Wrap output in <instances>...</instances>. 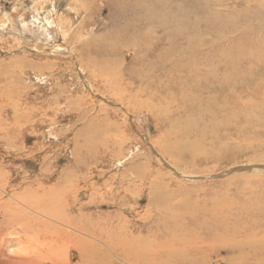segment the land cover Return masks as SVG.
Returning <instances> with one entry per match:
<instances>
[{
	"label": "rangeland",
	"instance_id": "obj_1",
	"mask_svg": "<svg viewBox=\"0 0 264 264\" xmlns=\"http://www.w3.org/2000/svg\"><path fill=\"white\" fill-rule=\"evenodd\" d=\"M214 1L234 6L239 0H0V25L6 24L0 27V193L28 214L16 224L35 214L31 190L94 183L101 201L84 206L91 187L73 205L93 214L95 223L155 224L162 216L168 224H208L226 235L205 264H229L225 258L232 253L222 244L244 241L253 255L243 264L264 262V247L247 246H264V174L216 177L264 163V112H245L224 125L223 113L207 101L212 94L189 92L181 70L198 60L186 49L210 37L207 26L223 21L212 10ZM48 12L57 22L52 32H42L44 24L34 17ZM108 38L102 48L112 52L104 59L95 47L81 49ZM245 95L243 101L252 98L264 109L252 93ZM61 172L68 178L57 179ZM60 195H53L52 209L62 210ZM28 237L25 246L34 244Z\"/></svg>",
	"mask_w": 264,
	"mask_h": 264
},
{
	"label": "bare ground",
	"instance_id": "obj_2",
	"mask_svg": "<svg viewBox=\"0 0 264 264\" xmlns=\"http://www.w3.org/2000/svg\"><path fill=\"white\" fill-rule=\"evenodd\" d=\"M122 1L136 2L139 0ZM236 3L233 6L214 1L212 10H214L215 14L222 15L223 21L211 29L207 26L206 32H209L210 37L205 41H203V37H200L196 46L193 47L194 50L184 46L198 60L193 64L189 62L192 65H183L181 68L186 74L189 92L212 94V96H208L207 101L218 112L221 111L223 113L225 117L224 125H231L240 118L241 114L242 116L243 114L245 115V112L249 114L254 112L258 115L261 114V111L264 112V109L257 107L250 100L252 98H247L244 101L240 98L246 96L245 94L247 93H252L258 102L264 104V13L259 11V9L264 10V3L262 0H239ZM49 13L51 12H48L44 17H34L35 21L41 22L42 25L44 24L45 28H42L44 26L40 27L42 32L44 31L42 29H51L52 32L57 22V20L51 21L52 19H49L52 16ZM211 23L209 21L208 24L211 26ZM5 25H0L1 30L4 29ZM40 30H38V33ZM217 31L219 33H216ZM194 32L196 33V31ZM92 41H98L97 46L88 42L83 44L81 49L88 52L90 47H95L93 51L100 59H104L107 54L112 52L109 47L102 48L111 41L109 38L107 41L102 39V42L98 39ZM176 41L177 39L174 43ZM178 42L182 45L181 41ZM169 50L175 52L174 47H170ZM181 53L183 54L184 52L182 51ZM207 60H210L209 63L216 64L211 65L210 63L208 65ZM179 65L181 63L177 62L174 66L177 67ZM225 75L227 77L222 78ZM230 78L231 80H229ZM148 81L151 82L150 79ZM251 84L257 85L259 89L253 87V91H250L249 86ZM255 90L258 91V94L254 93ZM154 96V93L150 94L151 98ZM151 98L149 99L151 100ZM157 100L162 102L159 96ZM154 105L157 106H153L154 109L160 108V105ZM212 111L210 112L212 113ZM248 117H246V121H249ZM12 123L10 120L8 123H4L7 129L6 132L12 130V127H7V125ZM215 124L216 121H214ZM3 138L7 139V135H4ZM11 150H13L12 146ZM1 159L0 163L2 162ZM256 161L249 164L252 165L251 173L264 174V163ZM74 163L78 166L77 164L80 163V160L74 159ZM255 163H260V165ZM65 178H68V176L66 177L61 172L57 179L62 181ZM75 184L76 182H71L68 186L65 184H54L53 186H43L40 189L31 190L35 200V207L32 209L35 214L31 215L30 220L23 224H16L17 220H24L23 217L20 218L21 213L27 216L28 214L24 210L20 211L19 205L16 206L17 204L15 205L5 199L3 189H1L0 264H205V261L210 260L211 256L218 251L219 237L223 239V236L225 237L226 235V230L221 224L219 225L224 231L220 235L214 228H210L208 224H168V220L162 216L156 217L157 221L155 224L95 223L93 214H86L85 208L75 207L73 202L77 195L85 194L86 190L92 187L93 191H90L88 196L89 202L85 203L84 206H88V208L94 207L91 205L92 202L101 201V198L96 197L98 191L96 186L94 187V183L85 187H77ZM56 191L61 193L62 202L57 201L63 204L62 210L52 209L51 207L53 195L56 194ZM5 193L10 196L9 192L6 191ZM25 201L28 202V200ZM4 206L9 208L7 212L12 213L5 212ZM99 215V212L95 213V217ZM141 220H143L142 217ZM27 237L33 239L34 244L25 246L22 243V239ZM250 238L252 240V237ZM215 241L218 244L215 248H212L215 245ZM244 242H238L236 246L229 248L222 244V247L232 253L225 258L229 264H240L237 261L239 259L243 264L245 256L248 254L253 255L252 251L251 253L245 252ZM256 242H251L252 244L250 245L246 243V245L252 250H259L264 247L259 245L261 244L260 242H258L259 244ZM15 246H17V249H14ZM256 246L260 247L257 248ZM215 255L218 254L216 253Z\"/></svg>",
	"mask_w": 264,
	"mask_h": 264
},
{
	"label": "water",
	"instance_id": "obj_3",
	"mask_svg": "<svg viewBox=\"0 0 264 264\" xmlns=\"http://www.w3.org/2000/svg\"><path fill=\"white\" fill-rule=\"evenodd\" d=\"M251 169H252V165H249V164L239 165V166L232 167L226 171H223L222 173L218 174L217 176H224L226 174L234 173V171L238 172V173L239 172H250Z\"/></svg>",
	"mask_w": 264,
	"mask_h": 264
}]
</instances>
